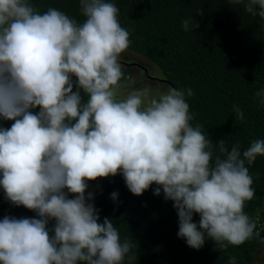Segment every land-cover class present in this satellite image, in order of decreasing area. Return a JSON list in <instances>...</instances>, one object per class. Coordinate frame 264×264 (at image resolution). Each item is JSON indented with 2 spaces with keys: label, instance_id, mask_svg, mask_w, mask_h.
Wrapping results in <instances>:
<instances>
[{
  "label": "clouds",
  "instance_id": "1",
  "mask_svg": "<svg viewBox=\"0 0 264 264\" xmlns=\"http://www.w3.org/2000/svg\"><path fill=\"white\" fill-rule=\"evenodd\" d=\"M228 2L264 20V0ZM78 3L80 23L30 0H0V119L13 121L0 127V188L12 205L36 213L0 220V264L134 259L132 239L122 241L110 218L100 222L93 193L85 195L89 181L117 175L134 196L155 184L153 195L162 191L173 203L177 235L192 249L206 238L219 250L252 239L256 222L244 211L255 196L248 166L264 157V140L243 152L224 139L213 143L201 124L190 123L191 88L122 92L119 61L131 41L119 8L111 0ZM182 27L194 31L199 23L189 17ZM255 97L264 105V89ZM232 111L244 120L238 105Z\"/></svg>",
  "mask_w": 264,
  "mask_h": 264
},
{
  "label": "trees",
  "instance_id": "2",
  "mask_svg": "<svg viewBox=\"0 0 264 264\" xmlns=\"http://www.w3.org/2000/svg\"><path fill=\"white\" fill-rule=\"evenodd\" d=\"M30 2L41 12L53 7L78 23L84 20L78 0ZM111 2L119 8L121 26L130 33L127 50L158 68L161 83L193 90V96L186 97L189 111L194 114L190 122L193 126L201 124L213 143L224 139L229 150L239 144L243 152L252 141L264 140V105L255 97L257 91L264 89V20L228 0ZM197 9H203V15L197 16ZM189 17L199 23V28L186 32L182 21ZM139 63L134 66L145 78L155 81L145 71V63ZM123 73L121 82L130 77ZM234 105L243 110V121L236 119ZM11 123L0 119V127L9 128ZM214 158L215 155L213 162ZM248 167L255 196L246 202L244 211L256 222L255 234L242 245L229 246L227 250L216 249L207 238L199 250L188 247L177 235L179 222L173 203L164 199L162 191L159 196L153 195L155 184L142 195L134 196L123 177L117 175L89 181L85 195L93 193L92 203L100 222L110 218L121 240L130 238L136 245L132 250L135 258L126 257L123 264H228L233 256L236 264H253L264 241L260 238L264 236V157H257ZM113 192L117 193L115 202L111 199ZM5 216L35 218L36 213L12 205L0 188V220ZM193 222L198 224V215H193Z\"/></svg>",
  "mask_w": 264,
  "mask_h": 264
},
{
  "label": "rangeland",
  "instance_id": "3",
  "mask_svg": "<svg viewBox=\"0 0 264 264\" xmlns=\"http://www.w3.org/2000/svg\"><path fill=\"white\" fill-rule=\"evenodd\" d=\"M141 61H143L146 65L145 71L148 72V76L151 79H155L157 81H153L150 80L149 78H145L141 70H139L137 67L134 66V65H139L140 64L139 62ZM119 62L122 63L121 65L123 72H126L127 75H130L129 79L126 78V81L124 80L123 82H121L122 92H126L133 88H142L145 86H151L153 89H156L161 85L166 86L165 84L160 82L162 81L161 72L158 70V68H156L152 63H150L145 58L135 53H132L129 50H126L121 54ZM258 254L259 256L257 257L256 262L253 264H264V241L262 243V248H260Z\"/></svg>",
  "mask_w": 264,
  "mask_h": 264
},
{
  "label": "water",
  "instance_id": "4",
  "mask_svg": "<svg viewBox=\"0 0 264 264\" xmlns=\"http://www.w3.org/2000/svg\"><path fill=\"white\" fill-rule=\"evenodd\" d=\"M260 238H264V236H260Z\"/></svg>",
  "mask_w": 264,
  "mask_h": 264
},
{
  "label": "flooded vegetation",
  "instance_id": "5",
  "mask_svg": "<svg viewBox=\"0 0 264 264\" xmlns=\"http://www.w3.org/2000/svg\"><path fill=\"white\" fill-rule=\"evenodd\" d=\"M155 81H157V80H155Z\"/></svg>",
  "mask_w": 264,
  "mask_h": 264
}]
</instances>
